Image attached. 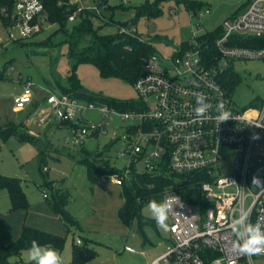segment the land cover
Segmentation results:
<instances>
[{
	"label": "rangeland",
	"instance_id": "374dc122",
	"mask_svg": "<svg viewBox=\"0 0 264 264\" xmlns=\"http://www.w3.org/2000/svg\"><path fill=\"white\" fill-rule=\"evenodd\" d=\"M76 1L87 9L99 5L108 17L113 16L115 21L123 24L129 23V26L136 28L139 38L150 43L155 52L164 57L181 51L195 37L216 34L225 20L239 14L250 2L189 0L190 3H184L163 0L158 4L161 10L159 15L145 17L138 16L135 7L155 0H72V3ZM208 9L210 13L207 14L205 11ZM95 23L96 26L102 24L97 20ZM56 30V25H46L34 37L4 47L9 42L10 33L18 36L19 30L17 27L8 29L0 20V75L3 77L0 79V174L21 180L28 203L26 209L12 210L9 193L2 191L0 213L4 211L12 224L19 221L22 227L25 223L43 227L35 228L44 231L52 228L61 233L66 238L65 247L60 252L64 264H73V250L78 240L95 250L96 255L91 264H143L144 255L153 249V246L145 243L144 233L155 240L156 247L160 243L165 248L168 231L161 230L160 238L153 224H145L140 228L137 219L131 225L125 224L118 216L124 202L122 187L108 178L107 182L95 183L91 189V183L85 178V168L74 158L82 152L92 155L103 153L111 167L123 171L128 166V158L123 156L127 142L122 136L130 123L121 121L119 114L111 113L108 134L89 137L84 144L73 146L66 143L71 136L70 130L65 126H57L63 111H51L46 103L50 91L60 95L62 87H71L72 81H76L89 94L110 99L136 101L139 99L138 92L134 84L128 81L102 77L93 64L82 63L74 67L69 58V45L61 34L55 33ZM118 32L119 27L110 23L100 28V34L103 35H115ZM49 38L52 46L39 45ZM226 75L223 83L230 90L232 101L238 109L260 105L264 99V59L232 61ZM28 82L34 93L32 105L25 112L16 113L13 109L15 98ZM148 102L152 104L153 101L150 99ZM40 116L47 117L44 126L36 123ZM83 118V124L90 125L100 122L102 115L94 110L85 113ZM12 128L43 141V162L38 159V148L28 140L19 139L18 135L10 131ZM259 137L253 152L252 167L264 158V134ZM227 163V160H223L220 165L226 166ZM135 170L139 174L145 173L144 163H137ZM64 179L71 194L68 208L80 223L81 231H68L45 198L50 193L46 182ZM192 196L197 200L205 198L200 188L194 190ZM142 216L156 225L146 205L142 208ZM126 246L133 251H126ZM7 258L10 264H30L27 250L21 255L11 251ZM244 261V264H250Z\"/></svg>",
	"mask_w": 264,
	"mask_h": 264
},
{
	"label": "built area",
	"instance_id": "2783aa9c",
	"mask_svg": "<svg viewBox=\"0 0 264 264\" xmlns=\"http://www.w3.org/2000/svg\"><path fill=\"white\" fill-rule=\"evenodd\" d=\"M86 10L96 12V20L102 23L101 6L87 9L79 4L69 22H76ZM14 12L16 22L7 28L17 27L19 35L10 33L4 47L30 39L50 25L40 0H15ZM221 30L215 40L218 56L213 64L202 57L197 37L189 42L190 48L169 57L157 53L148 57L142 76L134 83L139 109L119 111L52 91L46 99L51 111H63L57 125L66 124L71 132L66 143L73 146L84 144L89 137L108 134L111 113L130 123L122 136L127 142L123 156L128 158V166L120 173L102 176L100 182L111 178L122 186L133 173L139 174L135 170L139 162L144 163L147 173L168 164L170 172H199L207 178L200 187L205 198L199 199L197 205L186 203L174 191L164 194L163 200L169 198L171 203V241L165 253L151 264H208L212 253L216 256L211 264H238L242 260L252 263L255 257H264L249 256L234 247L236 237L232 232L235 222L245 216L252 223H264V187H253L251 183L254 175L264 180V158L252 167L258 140L252 136L264 134V99L259 106L238 109L221 79L232 61L264 59V0H250L243 11L224 21ZM136 32L135 27L122 26L118 33L126 36ZM31 88L28 82L15 98L16 113L32 105ZM200 94L213 107L205 117L197 118L194 108ZM220 104L223 109L218 108ZM94 110L101 113V121L83 124V115ZM223 111L230 113V119L221 122L218 117ZM36 123L44 126L47 117L40 116ZM223 160L228 161L226 166L220 165Z\"/></svg>",
	"mask_w": 264,
	"mask_h": 264
},
{
	"label": "trees",
	"instance_id": "16d2710c",
	"mask_svg": "<svg viewBox=\"0 0 264 264\" xmlns=\"http://www.w3.org/2000/svg\"><path fill=\"white\" fill-rule=\"evenodd\" d=\"M48 13V22L56 25L55 33L64 37V42L69 45V58L76 67L82 63H90L97 67L99 73L104 78H118L134 84L143 74L144 61L153 54H156L153 46L138 37L136 33L122 36L119 33L115 35L100 34V28L105 24H114L119 28L122 26L131 27L129 23L123 24L115 21L113 16L108 17L104 14L101 26H96L95 20L98 18L96 12L86 10L74 23L69 22V16L78 7V4L71 3L70 0H40ZM155 0L152 3L136 6L138 16H155L161 13L158 7L159 2ZM178 2L190 3L189 0H177ZM15 0H0V20L5 27L15 24L14 15ZM4 10V11H2ZM5 12V14H4ZM8 15V16H7ZM221 27L216 34H204L197 37L202 45V57L213 64L218 53L215 47V40L221 35ZM49 38L39 43L40 46L50 47L52 41ZM126 39V42L116 44V41ZM21 42H18L19 44ZM184 48H190L187 43ZM227 70L222 74L223 82L226 80ZM0 79L3 77L0 75ZM71 87H62V93L78 97L82 100L96 104H106L109 108H115L119 111L139 109L141 105L135 100H116L105 96L89 94L78 96L77 91L82 90L76 81L71 82ZM66 124H59L57 126ZM18 135L21 140H28L38 148L39 161L43 162V141L29 136L25 133L17 132L14 128L10 129ZM79 165L86 168L87 178L90 183H100L104 175L120 173L116 168L110 166L104 159L103 153L92 155L88 152H82L78 157H74ZM207 178L199 172L195 173H173L168 169V164H162L159 171L154 173H133L129 180L122 185L124 205L119 210L120 219L127 225H131L135 218H140L142 208L147 205L150 199L158 201L163 200L167 191L178 193L183 200L190 205H197L199 201L192 196V192L201 187V183ZM46 186L50 193L46 197L52 211L66 225L69 231L80 229L79 222L68 210L70 194L67 189L61 186L59 181H47ZM0 190H6L11 199L12 210L26 209L28 203L21 180L17 177H11L0 174ZM202 207L205 208L204 204ZM37 240L41 244L52 243L61 252L66 243V238L48 231L40 230L25 225L21 236L13 244L0 249V264H10L8 255L11 251L21 255L26 251L31 240ZM95 250L89 244H77L73 250V264H91L95 257ZM216 254L209 256V262Z\"/></svg>",
	"mask_w": 264,
	"mask_h": 264
},
{
	"label": "clouds",
	"instance_id": "9594fccd",
	"mask_svg": "<svg viewBox=\"0 0 264 264\" xmlns=\"http://www.w3.org/2000/svg\"><path fill=\"white\" fill-rule=\"evenodd\" d=\"M212 104L207 102V98L200 94L196 96V106L194 108L197 118L205 117L206 113L212 108ZM223 109L224 105H218ZM218 119L223 122L230 119V113L223 111ZM260 127V126H257ZM259 134L254 133L252 139H259ZM253 187H264V180L259 176L252 177ZM154 219L156 227L159 230L167 232L169 230V215L171 211V203L169 198L158 201L150 199L146 205ZM232 232L236 237L234 247L249 256L264 254V223L250 222L247 217H243L235 222L232 226ZM30 264H64L63 257L59 250L52 243L41 244L33 239L29 242L27 248Z\"/></svg>",
	"mask_w": 264,
	"mask_h": 264
},
{
	"label": "crops",
	"instance_id": "0c3cea01",
	"mask_svg": "<svg viewBox=\"0 0 264 264\" xmlns=\"http://www.w3.org/2000/svg\"><path fill=\"white\" fill-rule=\"evenodd\" d=\"M70 2L72 3V0H70ZM76 4H79L78 1H76ZM80 5V4H79ZM61 126V125H60ZM65 126V125H63ZM59 127V126H58ZM67 127V126H65ZM68 128V127H67ZM39 139V138H38ZM41 140V139H40ZM84 167V166H83ZM85 168V167H84ZM85 178L86 180H88L87 178V171H86V168H85ZM89 181V180H88ZM59 182H61V186L65 189L68 190L69 194H70V189H69V186L67 185V183L65 182V179L64 180H59ZM93 185L91 183V189H93ZM122 187V186H121ZM2 191H6V190H0V193ZM121 196L123 197V188H122V192H121ZM70 199H71V194H70ZM124 200V198H123ZM70 204V202H69ZM49 205V204H48ZM123 205H124V202H123ZM122 205V206H123ZM121 206V208H122ZM50 207V206H49ZM69 207V205H68ZM51 208V207H50ZM120 208V209H121ZM119 209V210H120ZM69 210V208H68ZM70 211V210H69ZM54 213V212H53ZM71 213V212H70ZM55 214V213H54ZM72 214V213H71ZM56 215V214H55ZM73 215V214H72ZM74 216V215H73ZM118 216H119V211H118ZM57 218H59L57 215H56ZM75 218V217H74ZM120 218V217H119ZM9 218L7 216H5V212L3 211L2 213H0V249L1 248H5V247H8L10 246L11 244L10 243H14L16 240L19 239V237L21 236V233H22V230H23V227L26 225L24 223L23 227L20 225V222L18 221V223H10V220H8ZM137 219L138 221V224L141 227H143V225L145 224H153L157 233H158V236L160 238H162L161 236V230L157 229L156 225L154 223H152V221L150 220H144L143 219V216H142V213H141V217L140 218H135ZM60 220V219H59ZM61 221V220H60ZM62 222V221H61ZM63 223V222H62ZM133 223V222H132ZM131 223V224H132ZM64 224V223H63ZM80 224V223H79ZM65 225V224H64ZM28 226V225H27ZM66 226V225H65ZM30 227H33V226H30ZM35 227H39V228H42L43 227H40V226H35ZM33 227V228H35ZM67 228V227H66ZM41 230V229H40ZM68 230V228H67ZM82 228H81V225H80V229H78L77 231H81ZM45 231H48V232H51V233H54V234H57V235H60L61 233L57 232L56 230L52 229V228H49ZM69 231V230H68ZM168 238L166 239L165 238V248L163 247V245H161L160 243H157V247L155 246V240H151L150 238L147 237V235L144 233V237H145V243H149L151 246H153V249L151 250V252H149V254H145L143 259H144V263L143 264H151L153 261H155L157 258L161 257L166 249H167V246L168 244L170 243L171 241V232H170V219H169V230H168ZM62 236V234L60 235ZM10 244V245H8ZM7 245V246H6ZM125 250L126 251H129V252H132L133 249L129 246H126L125 247ZM243 261V260H242ZM240 261L238 264H244L246 263L245 261L242 262ZM251 264V263H250ZM252 264H264V257H258L254 260V263L252 262Z\"/></svg>",
	"mask_w": 264,
	"mask_h": 264
},
{
	"label": "water",
	"instance_id": "95a60500",
	"mask_svg": "<svg viewBox=\"0 0 264 264\" xmlns=\"http://www.w3.org/2000/svg\"><path fill=\"white\" fill-rule=\"evenodd\" d=\"M126 42V39H123V40H118L116 41V44H120V43H124ZM87 92H85L84 90H78L77 91V95L78 96H86Z\"/></svg>",
	"mask_w": 264,
	"mask_h": 264
}]
</instances>
